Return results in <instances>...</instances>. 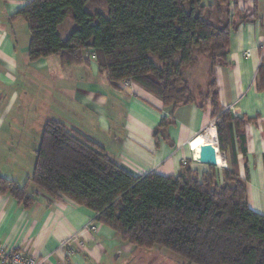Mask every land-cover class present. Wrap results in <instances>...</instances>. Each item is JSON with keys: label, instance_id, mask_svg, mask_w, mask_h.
Listing matches in <instances>:
<instances>
[{"label": "trees", "instance_id": "obj_1", "mask_svg": "<svg viewBox=\"0 0 264 264\" xmlns=\"http://www.w3.org/2000/svg\"><path fill=\"white\" fill-rule=\"evenodd\" d=\"M238 1L31 0L15 16L25 20L30 33V62L57 56L71 66L88 64L94 56L99 73L114 87L135 84L171 111L209 105L219 156H226L235 138L245 152L244 127L254 122L233 117L217 96L215 68L228 63L231 34L249 22L241 12L235 19ZM68 18L74 28L63 39L59 27ZM198 65H207V78L205 89L200 86L195 94L185 69ZM257 86L264 91V59ZM171 124L164 118L154 138ZM232 156L228 169L199 173L186 163L177 175L134 177L82 133L49 120L27 183L51 201L67 199L90 210L135 249H164L185 264H264V216L249 208L248 174L240 177ZM0 193L27 208L35 200L26 184L4 178Z\"/></svg>", "mask_w": 264, "mask_h": 264}, {"label": "crops", "instance_id": "obj_2", "mask_svg": "<svg viewBox=\"0 0 264 264\" xmlns=\"http://www.w3.org/2000/svg\"><path fill=\"white\" fill-rule=\"evenodd\" d=\"M30 1L0 0V178L26 184L27 193L35 198L27 208L0 193L1 245L46 259L44 264H185L164 249H135L98 223L90 210L67 199L51 201L35 184L27 183L49 120L82 133L134 177L177 175L184 163L201 173L211 167L192 162V156L199 160L202 146L215 154L214 168L228 169L234 153L240 177L248 174L247 204L264 216V91L257 86L264 59V0L237 2L235 19L241 12L249 22L231 34L228 63L215 68L219 105L233 117L254 120L244 127L245 152L235 138L233 149L227 147L226 156L221 154L224 168L214 130L199 136L215 120L209 105L171 111L135 84L112 86L93 60L71 66L57 56L30 62V33L25 20L15 16ZM73 28L69 23L65 37ZM203 68L206 83L207 65ZM167 117L172 124L164 136L154 138ZM89 223L93 230L86 228Z\"/></svg>", "mask_w": 264, "mask_h": 264}, {"label": "built area", "instance_id": "obj_3", "mask_svg": "<svg viewBox=\"0 0 264 264\" xmlns=\"http://www.w3.org/2000/svg\"><path fill=\"white\" fill-rule=\"evenodd\" d=\"M261 53H262V56L264 57V40L261 43ZM91 59L94 61L95 57L92 56ZM130 85H131L130 82H123L122 83L123 87H129ZM215 124H216V119L213 120L209 124V126L207 127L208 129L206 128L205 129L206 131L204 130L205 132L203 131L204 134L208 130L213 129L215 132V138H217L216 137ZM195 139H197V138H195ZM216 144L218 147V141L216 142ZM218 150H219V148H218ZM192 162H197V160H195L193 156H192ZM185 164L186 163H184V165ZM86 228H90L92 230L94 229L91 226V223L87 224ZM44 260H46V259L37 260L32 256L26 255L25 253H22V252L13 251L10 248L0 244V264H44Z\"/></svg>", "mask_w": 264, "mask_h": 264}, {"label": "rangeland", "instance_id": "obj_4", "mask_svg": "<svg viewBox=\"0 0 264 264\" xmlns=\"http://www.w3.org/2000/svg\"><path fill=\"white\" fill-rule=\"evenodd\" d=\"M70 21H71L70 18H68V19L66 20V23H65L64 26H63V27H64L63 31L67 29V26L69 25V23H72V21H71V22H70ZM63 31H59V34H60L61 38L64 39V38H66V37H65ZM64 32H65V31H64ZM203 72H204V68L201 67L200 65L185 69V76L188 78L189 83H190V86H191V88L194 90V93H195V94H197V92H198V90H197L198 87L201 86V87H200L201 90H204V89H205V84H204L205 82H204V74H203ZM186 73L189 74V75H186ZM196 102H197L198 104L200 103L199 98H196ZM207 129H208V128H207ZM205 131H206V130H205ZM205 131H204V132H205ZM204 132H202L201 135H199V136L204 135ZM167 253H168L170 256H172V257H176L174 254H172V253H170V252H167Z\"/></svg>", "mask_w": 264, "mask_h": 264}, {"label": "water", "instance_id": "obj_5", "mask_svg": "<svg viewBox=\"0 0 264 264\" xmlns=\"http://www.w3.org/2000/svg\"><path fill=\"white\" fill-rule=\"evenodd\" d=\"M215 142H217V138H215ZM221 158L223 159V155H221ZM200 164L216 167V157L215 154L212 152L211 149L208 147H201L200 148V154H199V160H197ZM224 162V160H223Z\"/></svg>", "mask_w": 264, "mask_h": 264}]
</instances>
